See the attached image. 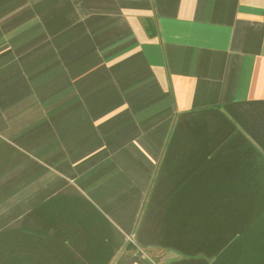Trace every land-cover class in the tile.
Masks as SVG:
<instances>
[{
  "label": "crops",
  "instance_id": "crops-1",
  "mask_svg": "<svg viewBox=\"0 0 264 264\" xmlns=\"http://www.w3.org/2000/svg\"><path fill=\"white\" fill-rule=\"evenodd\" d=\"M0 264H264V0H0Z\"/></svg>",
  "mask_w": 264,
  "mask_h": 264
}]
</instances>
